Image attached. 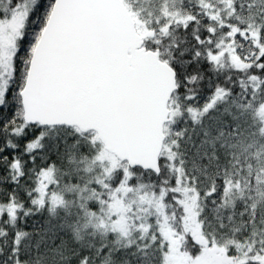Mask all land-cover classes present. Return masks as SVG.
<instances>
[{"label":"snow or ice","instance_id":"6c2138e0","mask_svg":"<svg viewBox=\"0 0 264 264\" xmlns=\"http://www.w3.org/2000/svg\"><path fill=\"white\" fill-rule=\"evenodd\" d=\"M0 264H264V0H0Z\"/></svg>","mask_w":264,"mask_h":264}]
</instances>
